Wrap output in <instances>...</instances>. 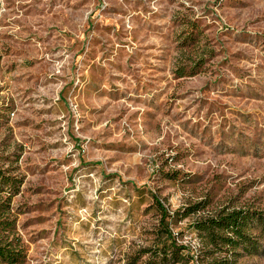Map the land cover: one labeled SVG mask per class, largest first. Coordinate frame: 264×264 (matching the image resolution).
Instances as JSON below:
<instances>
[{"label":"rangeland","instance_id":"rangeland-1","mask_svg":"<svg viewBox=\"0 0 264 264\" xmlns=\"http://www.w3.org/2000/svg\"><path fill=\"white\" fill-rule=\"evenodd\" d=\"M240 208L264 217V0H0L16 264H207L193 223ZM249 228L233 264H264Z\"/></svg>","mask_w":264,"mask_h":264},{"label":"trees","instance_id":"trees-1","mask_svg":"<svg viewBox=\"0 0 264 264\" xmlns=\"http://www.w3.org/2000/svg\"><path fill=\"white\" fill-rule=\"evenodd\" d=\"M6 180V179H4ZM156 206L161 213L162 229L165 232L164 245L166 252L176 262L180 260H189L188 255H184L182 250L186 247H179L167 229L165 218L169 217L168 213L161 203L154 199ZM258 215V216H257ZM253 220L264 229V217L257 212H250L245 209L220 210L212 215L200 218L193 223L194 229L198 232L201 241V253L209 258V261H203L199 254L198 258L207 264H233L235 260L243 256L255 255L252 247V234L249 223ZM11 230L13 225L11 224ZM0 231L5 232L6 227L0 221ZM12 244L2 245L0 243V259L11 264L18 262V252L14 250Z\"/></svg>","mask_w":264,"mask_h":264}]
</instances>
